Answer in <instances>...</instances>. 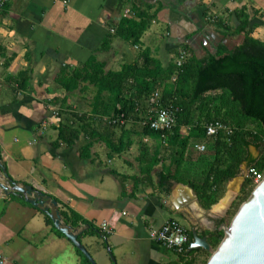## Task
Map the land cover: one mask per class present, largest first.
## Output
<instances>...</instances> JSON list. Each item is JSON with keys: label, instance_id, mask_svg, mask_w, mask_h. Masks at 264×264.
Masks as SVG:
<instances>
[{"label": "crops", "instance_id": "0c3cea01", "mask_svg": "<svg viewBox=\"0 0 264 264\" xmlns=\"http://www.w3.org/2000/svg\"><path fill=\"white\" fill-rule=\"evenodd\" d=\"M135 5L155 12L138 46L111 31L123 11ZM240 11L249 15L251 35L264 41V0H10L1 11L2 164L13 181L44 191L57 201L59 210L72 216L73 225H68L83 230L78 238L96 264H113L105 249L114 255L115 264H175L167 249L149 237L148 224L160 227L175 219L189 231V243L192 231L207 240L222 229L219 222L232 205L225 200L231 187L226 185L218 205L206 209L190 186L160 182V162L151 172V183L135 184L136 175L144 178L156 139L131 123L120 131L97 121L96 127L83 126L85 131L72 145L58 144L57 111L69 105L90 113L95 88L89 85L68 93L57 83V76L92 55L105 64L106 71H118L123 64L139 61L142 49H149L166 65L182 46L193 49L192 38L206 41L201 32L224 36L231 48L243 36H225L213 19L235 28ZM148 29H153L152 36ZM147 34L149 39L143 40ZM215 43L214 48L224 44ZM204 49L198 50L200 57ZM141 154L148 160L142 164L137 161ZM114 172L126 177L120 181ZM243 181H237V194ZM44 215L20 195H0V250L6 264H87L53 224L45 223ZM102 222L111 229L104 236L99 230ZM191 251L196 264L210 256L203 248Z\"/></svg>", "mask_w": 264, "mask_h": 264}, {"label": "trees", "instance_id": "16d2710c", "mask_svg": "<svg viewBox=\"0 0 264 264\" xmlns=\"http://www.w3.org/2000/svg\"><path fill=\"white\" fill-rule=\"evenodd\" d=\"M131 11L134 17H122L113 28L117 35L138 46L155 12L136 5ZM236 16L239 24L235 28L220 18L213 22L227 37L242 35L241 43L231 48L220 43L213 53L204 49L201 57L184 45L180 49L186 50L188 56L181 66L176 65L175 59L179 50L175 51L173 60L163 65L149 49H142L139 61L123 64L118 71H106L105 64L94 55L70 70L60 71L56 81L66 92L86 90L93 85L95 95L90 113L75 111L69 105L57 111L56 116L61 120L57 126L58 144L72 145L85 131L83 126L96 127L97 121L111 130L125 131L126 123L138 126L143 134L153 136L156 144L144 178L136 175L132 179L135 184L151 183V172L160 162L163 167L159 173L160 182L172 180L190 186L206 209L217 203L226 185L241 174L243 163L264 173V41L251 35L253 27H250L249 15L240 11ZM21 75L25 76L18 80L20 86L26 72ZM154 90L160 92L162 105L177 107L175 125L169 131L153 130L142 124L147 116L149 96ZM116 118L124 122H108ZM216 121L226 128L214 135L206 134V124ZM198 144H202L204 150L197 149ZM251 146L259 152L257 157L251 155ZM85 150H89V145ZM137 161L142 164L148 160L141 154ZM114 175L120 181L126 177L116 172ZM253 186L252 175L246 176L237 196L240 204L247 199ZM239 203L233 207L234 213ZM230 213L229 209L227 216ZM60 214L65 223L73 225L72 216L64 209H60ZM44 218L46 224H52L47 214ZM227 222L225 217L219 224ZM223 235L220 229L207 238L212 250Z\"/></svg>", "mask_w": 264, "mask_h": 264}, {"label": "water", "instance_id": "95a60500", "mask_svg": "<svg viewBox=\"0 0 264 264\" xmlns=\"http://www.w3.org/2000/svg\"><path fill=\"white\" fill-rule=\"evenodd\" d=\"M210 35L211 32L208 35L201 32L200 37L205 38L206 41H198L196 38H192L196 44L192 47L197 57H200L198 50L201 48L213 53L215 42L228 44L224 36L213 34L212 37H209ZM211 43H213V46H211ZM245 177L246 175L236 178L243 181ZM8 194L22 196L26 202L47 214L53 226L64 234L88 262L96 264L78 238L83 230L65 223L60 214L57 201L50 199L44 191L33 189L31 185L22 186L13 181L7 175L0 156V195ZM236 195L235 192L233 194L228 193L225 198L227 204L230 205ZM222 229L224 235L214 250L211 249L206 238L199 237L195 231H192L193 241L190 243L189 248L191 250L203 248L209 251L210 256L205 264H264V177L255 185L250 196L238 206L229 224L227 226L225 223L222 224ZM107 252L111 257L109 249H107ZM111 259L113 261L112 257ZM113 264H115V261H113Z\"/></svg>", "mask_w": 264, "mask_h": 264}, {"label": "built area", "instance_id": "2783aa9c", "mask_svg": "<svg viewBox=\"0 0 264 264\" xmlns=\"http://www.w3.org/2000/svg\"><path fill=\"white\" fill-rule=\"evenodd\" d=\"M10 0H0V11ZM135 16V13L130 9H126L122 13V17ZM114 31V28L111 29ZM188 56V52L184 49L178 51L176 59V65L181 66L185 58ZM149 108L147 111L146 118L142 121L143 125L148 126L150 129L157 131H169L175 125V115L177 112V107L172 104L162 105L160 92L154 90L148 99ZM109 123L115 124L117 122L123 123L124 120L111 119L108 120ZM206 134L214 135L219 129H224L226 126L220 122H210L206 126ZM199 150H204L202 144L196 145ZM252 175L254 185L259 183L263 177L264 173H258L252 167L247 169V175ZM100 232L104 235L109 234L111 229L107 222H102L99 227ZM148 235L151 239L161 244L164 248L171 250L176 255L175 264H196L192 261V257L189 253V231L177 220L168 219L160 227H155L151 224L147 226ZM0 264H6V257L0 250Z\"/></svg>", "mask_w": 264, "mask_h": 264}, {"label": "rangeland", "instance_id": "374dc122", "mask_svg": "<svg viewBox=\"0 0 264 264\" xmlns=\"http://www.w3.org/2000/svg\"><path fill=\"white\" fill-rule=\"evenodd\" d=\"M153 31V29H151V30H147L146 31V33H148L150 36H152V32ZM148 34H147V36H144L143 37V40H148L149 39V36H148ZM250 150L252 151V153H253V155H254V157H257L258 156V154H259V152L257 151V150H255V148L254 147H250ZM247 166H246V163H243V165H242V172H241V174L239 175V176H237V177H243L244 175H245V173H246V170H247V168H246ZM239 179H237V178H235V179H233L232 181H230L229 183H228V185L231 187V189H230V191H231V193L230 194H233L234 192L236 193V190H237V181H238ZM255 187V185L252 187V189H251V191L253 190V188ZM238 193H239V191H238ZM250 194H251V192H250ZM250 194L248 195V197L250 196ZM237 196H238V194H237ZM237 196L235 197V199L233 200V202H232V205H231V207H230V211H231V213L227 216V223H226V226L229 224V222H230V220L232 219V217H233V215H234V206H236V203L238 204L239 202H238V199H237ZM247 197V198H248ZM239 205H240V203H239ZM106 251H107V249H105ZM166 253H167V255L171 258V259H176V255L171 251V250H168L167 249V251H166ZM109 255V254H108ZM109 257H110V255H109ZM111 257L113 258V261H115V263H116V260H115V257H114V255L111 253ZM110 257V258H111ZM112 260V259H111ZM113 261H111L112 263H113Z\"/></svg>", "mask_w": 264, "mask_h": 264}]
</instances>
